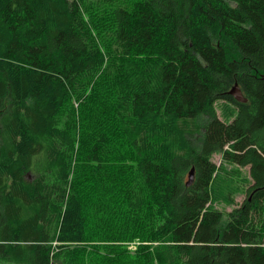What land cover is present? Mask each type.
I'll return each mask as SVG.
<instances>
[{
    "label": "trees",
    "instance_id": "1",
    "mask_svg": "<svg viewBox=\"0 0 264 264\" xmlns=\"http://www.w3.org/2000/svg\"><path fill=\"white\" fill-rule=\"evenodd\" d=\"M0 264H264V0H0Z\"/></svg>",
    "mask_w": 264,
    "mask_h": 264
},
{
    "label": "water",
    "instance_id": "2",
    "mask_svg": "<svg viewBox=\"0 0 264 264\" xmlns=\"http://www.w3.org/2000/svg\"><path fill=\"white\" fill-rule=\"evenodd\" d=\"M229 94H231L239 102L245 101V99H243V97H242V94H241L237 84L234 85V87L230 90ZM193 179H194V169L192 168L188 174L187 186H189L193 182Z\"/></svg>",
    "mask_w": 264,
    "mask_h": 264
},
{
    "label": "rangeland",
    "instance_id": "3",
    "mask_svg": "<svg viewBox=\"0 0 264 264\" xmlns=\"http://www.w3.org/2000/svg\"><path fill=\"white\" fill-rule=\"evenodd\" d=\"M213 161H214V163L216 165H218L220 163V156L219 155H214L213 156ZM243 199H244L243 195H238L237 199H236V203L240 204L243 201ZM229 210H231V207L230 208H228V207L226 208V211H229ZM128 247H129V249L134 250L135 249V243H132V245H129Z\"/></svg>",
    "mask_w": 264,
    "mask_h": 264
},
{
    "label": "bare ground",
    "instance_id": "4",
    "mask_svg": "<svg viewBox=\"0 0 264 264\" xmlns=\"http://www.w3.org/2000/svg\"><path fill=\"white\" fill-rule=\"evenodd\" d=\"M241 92V91H240ZM231 95V94H230ZM243 97V96H242ZM244 99V98H243ZM245 102V101H244Z\"/></svg>",
    "mask_w": 264,
    "mask_h": 264
}]
</instances>
